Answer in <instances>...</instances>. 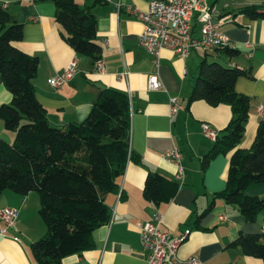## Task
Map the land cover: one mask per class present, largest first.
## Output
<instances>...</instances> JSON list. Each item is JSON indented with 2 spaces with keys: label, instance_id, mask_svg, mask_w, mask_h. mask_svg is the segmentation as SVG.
<instances>
[{
  "label": "crops",
  "instance_id": "crops-1",
  "mask_svg": "<svg viewBox=\"0 0 264 264\" xmlns=\"http://www.w3.org/2000/svg\"><path fill=\"white\" fill-rule=\"evenodd\" d=\"M149 1L75 0L80 7L91 9L97 19L96 40L102 47L100 61L105 66L104 73H100L97 63L78 55L64 41V30L55 21L54 4L0 0V6L7 9L12 21L23 25L24 37L17 46L39 58L34 81L36 99L47 110L52 126L61 128L83 122L104 89L122 92L130 99L131 158L119 180V191L105 198L112 211L111 220L93 233L94 246L90 250L68 256L62 264H147L148 251L137 224H153L158 214L162 230L173 238H185L178 251L181 260L196 257L200 264H264L263 259L231 246L241 234L264 233V209L255 221L248 222L237 206L216 199L226 189L231 154L219 155L204 164L217 137L230 124L232 108L190 101L203 62L245 71L247 76L238 79L235 90L250 98L251 109L239 148L251 149L259 123L264 120V112L259 113L264 108V20L253 19L241 10L264 5V0H209L208 5L216 12L213 23L229 38L230 47L196 48L186 57L163 50L158 75L163 85L160 90L149 89L153 64L139 46L143 24L128 12L129 8L146 10ZM203 26L200 13H196L194 34L199 35ZM226 49L238 54L231 56ZM74 60L75 77L60 88L52 87L51 80ZM123 73L126 75L120 80ZM172 98L181 100L174 114L170 112ZM11 102L12 95L0 75V107ZM204 125L213 128L217 137L207 136ZM0 139L8 143L15 139L2 120ZM175 147L182 153L185 179L179 182L180 189L169 203L156 204L146 199L145 183L149 173L177 182L178 168L166 159V154ZM246 194L264 201V185L251 187ZM212 202L213 208L203 215ZM40 206L36 192L20 195L6 190L0 195V211L5 208L19 211L15 227L0 239V264H36L31 245L47 232L39 214ZM15 237L19 240L15 241ZM166 264L174 263L168 259Z\"/></svg>",
  "mask_w": 264,
  "mask_h": 264
},
{
  "label": "trees",
  "instance_id": "trees-1",
  "mask_svg": "<svg viewBox=\"0 0 264 264\" xmlns=\"http://www.w3.org/2000/svg\"><path fill=\"white\" fill-rule=\"evenodd\" d=\"M35 1L54 4L55 21L64 30L62 37L78 55L95 63L101 60L97 19L91 9L80 7L75 0ZM241 13L264 20V5L246 7ZM23 37V25L12 21L7 9L0 6V75L12 95V102L0 107V120L15 134L13 143L0 139V195L6 190L39 194V214L47 232L31 245V251L36 264H62L64 258L90 250L93 233L111 220L105 198L119 191V180L131 158L130 99L122 92L104 89L83 122L52 126L47 110L36 99L39 58L17 46ZM226 51L231 56L238 54ZM243 76H247L243 70L203 62L190 101L232 108L233 118L204 164L231 154L226 189L216 199L237 206L245 219L253 222L263 211L264 201L246 192L264 185V120L251 149L239 148L251 109L250 98L235 90ZM179 189V182L149 173L144 195L149 201L164 204ZM231 246L264 260V233L241 234Z\"/></svg>",
  "mask_w": 264,
  "mask_h": 264
},
{
  "label": "built area",
  "instance_id": "built-area-1",
  "mask_svg": "<svg viewBox=\"0 0 264 264\" xmlns=\"http://www.w3.org/2000/svg\"><path fill=\"white\" fill-rule=\"evenodd\" d=\"M209 0H150L146 10L129 8L128 12L135 15L143 24V31L139 36V46L151 58L153 72L149 76L148 86L150 90H160L163 85L159 80V68L163 50H169L176 55L186 57L191 50L196 48L219 50L230 47L229 38L219 31L213 23L214 8L208 5ZM196 13H200L203 28L199 35L193 32V21ZM248 47L251 45L247 44ZM252 53H250V56ZM97 70L104 73L105 66L97 62ZM77 73L76 60L51 80V86L60 88L72 80ZM126 73L119 75L122 80ZM181 105V100H170V112L174 114ZM264 108L259 109L263 114ZM207 136L216 138L217 132L209 125H204ZM166 159L173 162L177 168L176 181L185 179L184 167L181 164L182 153L175 147L166 154ZM19 217V211L13 208H5L0 211V239L6 237L7 232L13 229ZM162 218L158 214L155 223L148 226L137 224L143 245L148 251L147 264H166L171 260L174 264H200L196 257L186 260L178 258V251L185 238H173L171 233L161 229ZM15 241L19 238L15 237Z\"/></svg>",
  "mask_w": 264,
  "mask_h": 264
},
{
  "label": "rangeland",
  "instance_id": "rangeland-1",
  "mask_svg": "<svg viewBox=\"0 0 264 264\" xmlns=\"http://www.w3.org/2000/svg\"><path fill=\"white\" fill-rule=\"evenodd\" d=\"M15 140V139H14Z\"/></svg>",
  "mask_w": 264,
  "mask_h": 264
},
{
  "label": "water",
  "instance_id": "water-1",
  "mask_svg": "<svg viewBox=\"0 0 264 264\" xmlns=\"http://www.w3.org/2000/svg\"><path fill=\"white\" fill-rule=\"evenodd\" d=\"M216 23V22H215Z\"/></svg>",
  "mask_w": 264,
  "mask_h": 264
}]
</instances>
